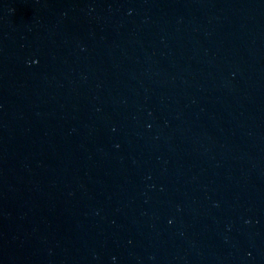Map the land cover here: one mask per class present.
Here are the masks:
<instances>
[{
	"label": "water",
	"instance_id": "95a60500",
	"mask_svg": "<svg viewBox=\"0 0 264 264\" xmlns=\"http://www.w3.org/2000/svg\"><path fill=\"white\" fill-rule=\"evenodd\" d=\"M0 264H264V0H0Z\"/></svg>",
	"mask_w": 264,
	"mask_h": 264
}]
</instances>
